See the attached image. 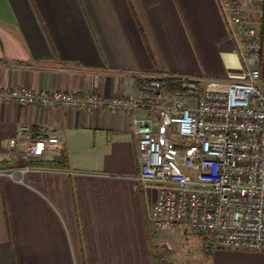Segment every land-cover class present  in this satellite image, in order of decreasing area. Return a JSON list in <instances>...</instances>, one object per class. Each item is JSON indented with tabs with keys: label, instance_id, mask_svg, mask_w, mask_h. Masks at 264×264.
Returning <instances> with one entry per match:
<instances>
[{
	"label": "crops",
	"instance_id": "obj_1",
	"mask_svg": "<svg viewBox=\"0 0 264 264\" xmlns=\"http://www.w3.org/2000/svg\"><path fill=\"white\" fill-rule=\"evenodd\" d=\"M262 38L264 78V13ZM164 74L244 77L217 0H0V86L131 95ZM132 117L0 104V264L190 262L172 251L184 229L148 220L156 190L138 180ZM23 125L59 144L25 159L8 143ZM38 162L61 167L30 165ZM258 252L221 250L214 264H264Z\"/></svg>",
	"mask_w": 264,
	"mask_h": 264
},
{
	"label": "built area",
	"instance_id": "obj_2",
	"mask_svg": "<svg viewBox=\"0 0 264 264\" xmlns=\"http://www.w3.org/2000/svg\"><path fill=\"white\" fill-rule=\"evenodd\" d=\"M217 1L243 78L154 75L131 95L0 86V104L131 113L138 180L156 190L148 211L153 229L180 227L218 248L264 252V0ZM141 108L154 115L138 116ZM8 143L31 161L59 138L23 125Z\"/></svg>",
	"mask_w": 264,
	"mask_h": 264
},
{
	"label": "rangeland",
	"instance_id": "obj_3",
	"mask_svg": "<svg viewBox=\"0 0 264 264\" xmlns=\"http://www.w3.org/2000/svg\"><path fill=\"white\" fill-rule=\"evenodd\" d=\"M181 230V228H178ZM174 239L173 243V253L177 256L180 253H184L190 261L187 264H214V255L215 252L223 251L228 249L218 248L210 242L209 238L203 234L191 233L190 231L184 230V233L175 234L172 237ZM168 249V247H167ZM163 249L166 255V250ZM236 251H244V250H236ZM256 252V251H253ZM171 252L168 250L167 255L169 256ZM264 254V252H258ZM218 254V253H216ZM165 264H184V262H180L178 259L169 258V262L165 260Z\"/></svg>",
	"mask_w": 264,
	"mask_h": 264
},
{
	"label": "trees",
	"instance_id": "obj_4",
	"mask_svg": "<svg viewBox=\"0 0 264 264\" xmlns=\"http://www.w3.org/2000/svg\"><path fill=\"white\" fill-rule=\"evenodd\" d=\"M31 166H35V167H56V168H60L61 166L58 163L55 162H38V163H31Z\"/></svg>",
	"mask_w": 264,
	"mask_h": 264
}]
</instances>
